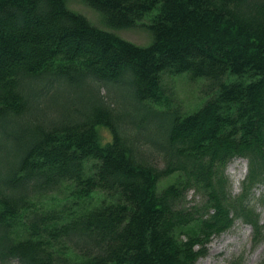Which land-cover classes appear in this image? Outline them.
Returning <instances> with one entry per match:
<instances>
[{
    "label": "trees",
    "instance_id": "1",
    "mask_svg": "<svg viewBox=\"0 0 264 264\" xmlns=\"http://www.w3.org/2000/svg\"><path fill=\"white\" fill-rule=\"evenodd\" d=\"M81 1L152 42L101 30L67 0H0V122L15 159L0 172V264H196L238 220L263 241L251 201L264 185V0ZM184 73L206 79V100L160 107L164 78ZM42 83L47 97L82 90L44 128L27 97ZM107 83L128 89L131 111ZM152 117L158 143L140 138ZM239 159L233 195L226 169Z\"/></svg>",
    "mask_w": 264,
    "mask_h": 264
},
{
    "label": "rangeland",
    "instance_id": "2",
    "mask_svg": "<svg viewBox=\"0 0 264 264\" xmlns=\"http://www.w3.org/2000/svg\"><path fill=\"white\" fill-rule=\"evenodd\" d=\"M67 7L83 15L93 26L112 32L137 46L146 47L152 42V36L149 31L141 26L117 31L109 28L104 23L102 17L97 12L85 6L81 0H67ZM204 85H208L206 79L198 78L193 81L187 73L170 78L165 77L163 104L160 107L165 106V108L177 109L182 113L192 112L206 100V88ZM46 87L45 83L38 84L30 89L31 92L27 93L28 101L30 102L35 97H38L33 101L35 117L31 124L39 127L42 126V128L51 122L60 121V118H55L57 113L78 103L76 102V95L79 96V92L82 91L81 89L75 90L66 85H61L56 93H51V96L47 97L46 93L42 92V89H46ZM105 88L107 97L115 105L117 111L122 114L131 111L130 108L133 106L132 98L124 85L107 83L105 84ZM129 117L126 116L125 120H128ZM158 122L157 117H152L148 126L140 133V138L145 141L158 143L161 136V129L158 127ZM26 125L27 123L24 122L23 124L21 121L11 122L12 129L22 128L24 130ZM4 126V123L0 122V172L6 171V168L8 170L15 162L14 144H12L11 139L5 134L6 128ZM102 135L108 138L107 132L102 131ZM246 173V161L241 159L235 160L227 167L226 174L231 181L233 195L240 193L241 183ZM193 200L198 201L199 197L193 191H189L186 201L192 202ZM251 206L255 207V211L259 215L260 225L264 224V185L254 189ZM252 233L253 231L250 226L243 224L239 220L236 221L228 232L211 240L206 247V254L196 264H260L264 256V240L254 244L252 241ZM12 264L18 263L16 260H13Z\"/></svg>",
    "mask_w": 264,
    "mask_h": 264
}]
</instances>
